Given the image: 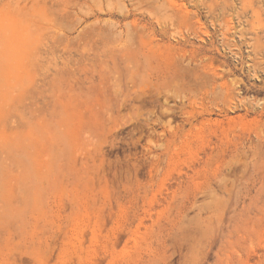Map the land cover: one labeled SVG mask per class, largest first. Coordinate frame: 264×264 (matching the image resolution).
I'll use <instances>...</instances> for the list:
<instances>
[{
  "label": "rangeland",
  "instance_id": "rangeland-1",
  "mask_svg": "<svg viewBox=\"0 0 264 264\" xmlns=\"http://www.w3.org/2000/svg\"><path fill=\"white\" fill-rule=\"evenodd\" d=\"M0 264H264V0H0Z\"/></svg>",
  "mask_w": 264,
  "mask_h": 264
},
{
  "label": "bare ground",
  "instance_id": "bare-ground-1",
  "mask_svg": "<svg viewBox=\"0 0 264 264\" xmlns=\"http://www.w3.org/2000/svg\"><path fill=\"white\" fill-rule=\"evenodd\" d=\"M177 5V4H176ZM176 5H173V7L172 8H174V6H176ZM176 7H178V8H180V7H182V6H180L179 4L176 6ZM181 9V8H180ZM178 17H180V20L182 19V20H184L185 21V16L184 15H182V13H179V9H178Z\"/></svg>",
  "mask_w": 264,
  "mask_h": 264
}]
</instances>
